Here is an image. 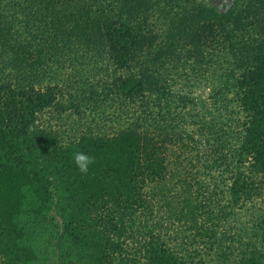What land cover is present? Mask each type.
I'll use <instances>...</instances> for the list:
<instances>
[{
	"label": "trees",
	"instance_id": "trees-1",
	"mask_svg": "<svg viewBox=\"0 0 264 264\" xmlns=\"http://www.w3.org/2000/svg\"><path fill=\"white\" fill-rule=\"evenodd\" d=\"M201 6L0 0L4 264H191L201 250L218 264H264V237L263 248L247 242L225 256L222 210L201 204L223 187L230 207L250 205L264 177V0H234L210 15ZM82 12L102 22L87 65L54 43ZM11 47L25 51L20 63ZM83 68L100 74L91 97L67 92L90 80ZM175 80L184 94L164 84ZM98 96L115 104L109 118L92 114L72 131L69 112ZM81 151L95 157L87 175L72 159ZM196 166L204 183H190Z\"/></svg>",
	"mask_w": 264,
	"mask_h": 264
},
{
	"label": "rangeland",
	"instance_id": "rangeland-1",
	"mask_svg": "<svg viewBox=\"0 0 264 264\" xmlns=\"http://www.w3.org/2000/svg\"><path fill=\"white\" fill-rule=\"evenodd\" d=\"M200 2L201 5L204 8H206L205 10L207 11V13L210 15L211 11L214 13L226 12L228 9H230L234 0H200ZM87 15H85L84 12H82V16H80L79 14H72L71 17L68 16L67 19L70 20L68 27L66 29L59 30L60 36L57 35L58 39L54 40V43L57 46L61 45L65 47L67 46L70 47L71 51L74 52L76 56L86 55V57L83 58V62L85 64L86 61H92V59L89 60L87 59L88 53L93 48L97 47L99 42L97 38L101 33V28H102L101 26L102 22L97 21L92 13H89ZM209 15L206 16L208 17ZM56 22L59 23L58 21ZM183 27L184 25L181 26L179 25L175 27L173 31V35H175L174 38H176L179 32L182 31ZM168 35L169 36H167V40L170 39L171 34L169 33ZM3 40L7 42L9 45H12L10 38H4ZM11 49H12L11 52L13 51V54H15L18 62L20 63L21 58H23L25 55V51H22L17 47L15 48L11 47ZM92 72L93 73H90L88 75L87 70L83 68L84 75L88 76L90 80L77 84L72 88V90L67 92L69 93L78 92L77 94L80 96L84 95L86 97H91L88 94H91V92L95 90V86H97V90H99L98 86H100L101 84V81L98 78L100 77L99 71H92ZM183 83L184 82H181L180 80H175L173 83L165 82L164 84L168 89H172L173 93L184 94L186 91L182 89ZM66 90L68 89H65V91ZM103 92L106 93L105 91ZM106 94L109 96H113L112 94H108V93ZM66 97L67 96H65V92H64L62 98V101L64 103ZM86 102H87V107H86L87 109L83 111V113L77 114L75 111L69 112L68 122L72 131H75L77 129V132H79L81 129H83L91 120L92 117L90 115L92 114L102 113L101 115L103 116L106 115L108 117L107 115L108 112H111L112 107L115 105L111 103V101L106 100V98L103 97H99L98 101L95 97H93V101L88 100ZM165 107L169 111H171L170 108H174L173 104L169 106L168 103L166 104ZM113 115H116L115 111L113 112ZM113 115H112L113 122L111 126H116L117 122L114 120ZM97 119L98 117H95L93 120H97ZM118 127L119 126H117L116 128ZM192 172H193V174L191 175L192 178L189 179L191 180L190 183L196 181V179L199 182L201 181L203 182L205 173L202 168L196 166V170L193 169ZM261 178H262L261 183L258 185V194L254 196L251 201H249L250 205L249 203L246 202H239L235 204L234 207H230V204H228V200L226 198V191L223 189V187H219L218 189H213L212 192H208L202 196L203 200L205 198L209 203H201V204L202 205L209 204L210 208L208 209L212 210L214 215H216L217 205H218V210H222V216L221 218H219L218 222H220L222 226L225 225L227 226V228L224 227L225 229L224 231H226V238H227L225 244L228 245L230 248L229 249L230 252L226 253L225 256L229 255L230 257H233L234 253H236L235 248L238 249L240 247H243L247 242L249 243L251 242L254 244V246L263 248L261 240L264 237V179H263L264 177ZM207 187L209 188V190L211 189V186L207 185ZM220 192H224V193H220ZM188 201L190 202L189 204L191 206L195 207L191 203L192 202L191 200ZM185 206L186 203L183 201L180 205L178 203V205L175 207L181 214H184ZM198 211L201 212L200 210ZM54 220L59 222V219L57 220V218L55 217H53V221ZM186 251L188 253L190 252L189 249ZM201 252L202 254L200 253L197 257H195L193 259V263L191 264H218L215 261L216 260L215 258H218V256L213 254V251L203 252L201 250ZM0 264H4L1 259H0ZM36 264H41V263L37 262ZM46 264H48V262Z\"/></svg>",
	"mask_w": 264,
	"mask_h": 264
},
{
	"label": "clouds",
	"instance_id": "clouds-1",
	"mask_svg": "<svg viewBox=\"0 0 264 264\" xmlns=\"http://www.w3.org/2000/svg\"><path fill=\"white\" fill-rule=\"evenodd\" d=\"M73 162L79 172L83 175H87L91 165L95 164V157L85 152H75L72 156Z\"/></svg>",
	"mask_w": 264,
	"mask_h": 264
}]
</instances>
